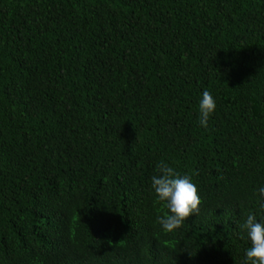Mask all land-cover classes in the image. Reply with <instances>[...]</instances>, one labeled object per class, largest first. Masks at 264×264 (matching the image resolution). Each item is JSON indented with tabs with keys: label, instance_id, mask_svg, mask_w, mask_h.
<instances>
[{
	"label": "trees",
	"instance_id": "trees-1",
	"mask_svg": "<svg viewBox=\"0 0 264 264\" xmlns=\"http://www.w3.org/2000/svg\"><path fill=\"white\" fill-rule=\"evenodd\" d=\"M261 187L264 0H0V264H245Z\"/></svg>",
	"mask_w": 264,
	"mask_h": 264
},
{
	"label": "clouds",
	"instance_id": "clouds-1",
	"mask_svg": "<svg viewBox=\"0 0 264 264\" xmlns=\"http://www.w3.org/2000/svg\"><path fill=\"white\" fill-rule=\"evenodd\" d=\"M216 103L212 94L206 89L199 101V122L207 127L210 116L215 112ZM155 173L151 177V187L157 202L163 203L167 212L157 218V223L166 233H172L183 226L193 215L198 216L201 199L198 188L188 175H183L164 161L157 163ZM264 197V187L259 189ZM264 215V202L259 204ZM242 229L246 234L250 247L246 250L245 264H264V219L257 220V214L249 213ZM245 236H241L244 239Z\"/></svg>",
	"mask_w": 264,
	"mask_h": 264
}]
</instances>
